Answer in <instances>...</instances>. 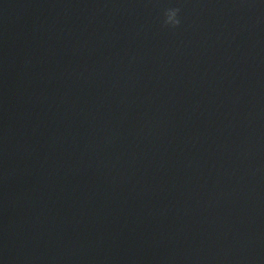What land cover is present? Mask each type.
Wrapping results in <instances>:
<instances>
[{"label":"water","instance_id":"obj_1","mask_svg":"<svg viewBox=\"0 0 264 264\" xmlns=\"http://www.w3.org/2000/svg\"><path fill=\"white\" fill-rule=\"evenodd\" d=\"M0 264H264V0H0Z\"/></svg>","mask_w":264,"mask_h":264},{"label":"clouds","instance_id":"obj_2","mask_svg":"<svg viewBox=\"0 0 264 264\" xmlns=\"http://www.w3.org/2000/svg\"><path fill=\"white\" fill-rule=\"evenodd\" d=\"M180 13L179 8H170L168 9L164 16V26L165 27H172V28H177L180 26V20L178 19Z\"/></svg>","mask_w":264,"mask_h":264}]
</instances>
